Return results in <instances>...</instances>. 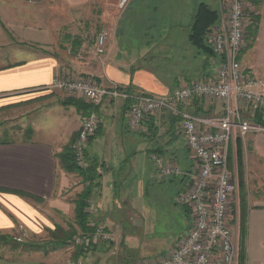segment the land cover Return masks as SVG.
Instances as JSON below:
<instances>
[{
	"label": "crops",
	"instance_id": "crops-1",
	"mask_svg": "<svg viewBox=\"0 0 264 264\" xmlns=\"http://www.w3.org/2000/svg\"><path fill=\"white\" fill-rule=\"evenodd\" d=\"M221 2L222 0H0V33L7 37L13 33L17 40L35 46L29 48L23 58L0 63V114L5 110L20 111L18 117L23 119L27 130V135L18 140L9 138V130H2L1 230L11 229L15 222L35 225L41 214L37 203L46 201L51 207L62 211L68 208L59 193L76 174L64 171L57 155L65 147L72 145L86 112L84 108L62 104L52 95L49 85L53 74L66 67L61 58L81 48L79 42L83 41L84 32H69V28L76 25L87 26L92 21L105 23L108 12L116 9L115 26L123 23L128 25L125 33L129 30V34L123 36L120 32V35L132 43L131 51L127 54L129 59L120 55L106 64L101 60L100 65L96 62L88 68L77 67L78 65L77 68H72L101 86L117 85L127 91L135 90L134 93L165 95L180 84L201 79L212 71H208L206 65L212 63L213 56L208 57L207 53L199 52L189 43L188 35L195 7L204 3L217 10L219 15ZM246 8L249 16L257 17V32L254 41L249 42L240 53L239 60L249 75L264 81V0H246ZM125 11L129 12L128 19L124 17ZM180 30L183 31V51L190 50L191 55L179 54V58H175L174 48L165 45L163 61L167 68L161 69L159 66L156 70L149 65L131 66L135 61L133 56L141 55L143 49L134 48L133 42L145 39L153 42L163 39L170 41L181 33ZM162 33L167 35L163 37ZM64 41L67 42L65 46L61 43ZM148 46L150 44L146 47ZM134 51L137 54L133 55ZM202 53L206 55L205 58ZM190 57L197 59L192 63ZM127 105V100L104 98L96 111L100 117L98 133L89 140L86 148L89 158L101 165L98 167L100 177L95 181L97 186L90 200L95 203L97 215L103 218L112 234L110 241L113 248H117L118 244L121 247L123 245V240L118 238L115 219L119 217L120 221L121 218H127L132 222L135 212L132 201L140 196L144 188V182L140 179L141 155L146 154L151 160V154H158L166 162L177 164L186 171L192 166L183 135L177 128L176 116L167 111L157 112L144 120L143 129L134 131L127 123ZM188 109L194 114L212 115L216 113V104H205L200 99H195ZM247 116L253 121L255 115ZM6 119L12 118L10 116ZM178 138L183 139L185 154L181 151ZM240 143L244 202L241 207L239 202L234 204V210L236 213L241 208L245 217L244 264H264V132H249L240 136ZM234 144L235 140L230 146L228 166L230 158L234 164ZM153 167L150 178L158 183L169 179L176 183L177 193L182 191L185 178L170 176L155 179L154 163ZM230 170L237 179L236 166H231ZM123 202L129 206L126 213L123 212ZM183 207L189 224V209ZM91 257H98L100 260L102 252L96 255L84 252V260L92 263ZM0 264L47 263L38 257L1 255Z\"/></svg>",
	"mask_w": 264,
	"mask_h": 264
},
{
	"label": "built area",
	"instance_id": "built-area-1",
	"mask_svg": "<svg viewBox=\"0 0 264 264\" xmlns=\"http://www.w3.org/2000/svg\"><path fill=\"white\" fill-rule=\"evenodd\" d=\"M249 15L246 0H222L219 18L205 34L206 44L213 52V70L201 79L180 84L168 94L134 93L117 85L101 86L91 79L75 77H55L49 85L80 95L92 107L99 106L106 97L127 100V123L134 131L143 129L144 120L160 111L177 117V128L183 135L191 168L182 170L154 153L150 158L155 165V179L170 176L186 179L174 202L189 209V226L167 252L139 258L135 264L238 263L237 239L231 223L237 185L228 167L229 151L236 136L264 132L263 125L247 116L256 113L264 116V81L249 75L239 60L246 46ZM105 38L103 32L97 36V54L103 53ZM195 99L205 104L214 102L216 113L194 114L188 106ZM99 125L100 117L95 110L83 116L72 144L79 165H85L87 143ZM86 211L90 214V231L74 236L72 243L88 250L110 241L111 234L92 217L95 209L91 205Z\"/></svg>",
	"mask_w": 264,
	"mask_h": 264
},
{
	"label": "rangeland",
	"instance_id": "rangeland-1",
	"mask_svg": "<svg viewBox=\"0 0 264 264\" xmlns=\"http://www.w3.org/2000/svg\"><path fill=\"white\" fill-rule=\"evenodd\" d=\"M116 11L117 10L115 9L108 12V17L105 23L98 24L92 21V23L87 26L76 25L74 28H69V32H84L82 37L83 41L79 42L81 48H78L75 53H67L61 58L66 67L63 70L54 73L53 78L61 77L69 79L75 77L83 80L91 79L85 77L81 73H77L72 67L78 65L77 67L88 68L93 66L96 62L100 65L101 60L103 61V64H106L113 62V60L120 55L126 60L129 59L127 54L131 51L132 43L128 38H122L120 35V32L123 33V36H125L126 33L129 34V30L125 33V30L128 29V25L123 23L117 27L115 26L114 16ZM124 14V17L128 19L129 12L125 11ZM94 17L95 16H93V19ZM250 24L249 21L245 30V45L250 42L247 30ZM102 32L106 33L104 51L102 54H97L96 40L97 36ZM180 32L181 33L176 38L170 41L163 39L153 42L145 39L133 42L134 48L137 47L138 49H143L141 52L139 51L141 53L139 56L135 55L137 54V51H134V53L132 52V54L135 55L133 56L135 61L131 66L144 67L149 65L156 70L159 66H161V69L165 67L167 68V64L163 61L165 45H171V47L174 48L175 51L173 52V56L175 58H179V54H184L186 56L187 54L191 55L192 53L190 50L184 49L185 53H183V41L181 40L183 31L180 30ZM166 35L167 34H161L163 37ZM204 41L206 42L205 36ZM61 43H64L65 46L67 42L64 41ZM149 44L151 47H146ZM57 45H59V43ZM57 45H55V47L59 49V46ZM29 48H35V46L17 40L13 33L9 34L8 37L6 34L0 33V63L3 64L8 60H13L19 57L23 58L29 51ZM189 48L191 47L189 46ZM193 50L195 49L193 48ZM199 52H201V50H199ZM204 54L206 53L204 52ZM204 54L202 53V56L205 58L206 55ZM210 56L211 55L208 57ZM196 59L197 57L189 58L192 63H194ZM69 64L71 66H69ZM206 66L208 71L213 70L214 65L212 63H209V65ZM92 81L96 82L95 80ZM49 90L58 101L74 100L78 102L80 106L87 104L83 97L78 94H71L65 90L53 87ZM20 114V111L9 110H5L0 114V138L3 129L9 130V138L14 140H18L27 135V130L23 125L24 121L21 117H18ZM10 116L12 119H6ZM14 117L15 119H13ZM76 139L77 135L74 137L72 144ZM178 144L181 147V151L185 154L186 150L183 149L182 138H178ZM236 145L237 144L235 143L233 149L235 150V154L233 155L234 164L231 162L232 160L230 158L229 169L231 166H236L237 164ZM139 167H142L140 179L144 182V188L140 196L132 201V205L135 209L134 216L131 218L132 222L130 223L127 218H121L120 221H118L119 217L118 219H115V222H117V231L119 232L118 238H120L119 240H123L122 247L118 244L117 248H113L111 246V241L96 245L95 247L86 250L85 253L91 252V255H96L98 252H102V257L100 260L98 257H94V259L91 257L92 263H89L83 259V253L80 251V246L73 245V237L81 233L76 221L73 202L76 199L77 194L80 193L85 186V182H83L81 177L74 175L66 188L59 193L61 199L64 200L62 202H65L68 205V208L65 211L56 209L53 206L51 207L49 202L46 201L37 203L41 214L37 218L35 225L30 226L22 222H15L11 229H0V256L38 257L42 258L47 264H72L78 260H81L82 264H134L138 258L154 257L164 254L179 239V237L184 235L189 226L185 210L183 206L174 202V197L178 191L176 183H172L169 179H164L162 182L158 183L156 180L150 178V174L154 167L146 154L141 155V163ZM233 179L236 182L237 189L235 202L232 204L231 223L234 228L238 245L240 211L238 209L235 213L234 204L236 205L239 202V189L236 176ZM89 201L90 202H88L86 207L91 205L95 209V203L91 200ZM122 205L123 212L126 213V208L129 206L124 202ZM92 217H94L99 224L106 226V222L103 221V218L100 215H97L96 210L93 212ZM5 240L7 241V244L4 243ZM61 243L63 245H61ZM124 260H126L127 263Z\"/></svg>",
	"mask_w": 264,
	"mask_h": 264
},
{
	"label": "trees",
	"instance_id": "trees-1",
	"mask_svg": "<svg viewBox=\"0 0 264 264\" xmlns=\"http://www.w3.org/2000/svg\"><path fill=\"white\" fill-rule=\"evenodd\" d=\"M218 17H219L218 11L209 8L204 3H200L197 6L193 15L192 23L190 26V32L188 35V40L193 46L201 50L203 53L204 52L207 53V55L213 56V52L211 48L204 41V36L207 30L209 29V27L218 20ZM250 23L251 24L247 30H248L249 40L251 43L254 41L257 32V23H258L257 17L250 16ZM128 91L131 92V89H129ZM62 104L64 105L72 104L78 107L79 109L84 108L86 113L92 110L97 111V107H92L90 104H85L84 106H80V104L74 100L73 101L64 100L62 101ZM253 121L264 126V119L262 114L260 113L255 114ZM97 133H98V129L94 134V136L97 135ZM235 143L237 144L236 172H237V184L239 189V204L241 207V205L243 206V202H244V193H243L244 181H243V171H242L243 162H242V149L240 143V136H237L235 138ZM57 157L64 171L68 173H74L80 176L83 182H85L84 189L77 194V197L73 203H74L75 217L77 224L80 228V231L82 233L89 232L90 229L88 227V222H89L90 214L86 211V205L88 204L93 194L94 188L97 186L95 181L100 177L98 172L99 171L98 167L99 166L101 167V165L95 159L89 158L86 151L84 153L85 165H79L75 160L74 151L71 146L65 147L63 151L57 155ZM4 243L7 244V241L5 240ZM62 243H66V242H62ZM62 243L61 245H63ZM244 243H245V217L243 215V211L240 208L237 264H244ZM80 251L84 254L86 250L80 247Z\"/></svg>",
	"mask_w": 264,
	"mask_h": 264
}]
</instances>
